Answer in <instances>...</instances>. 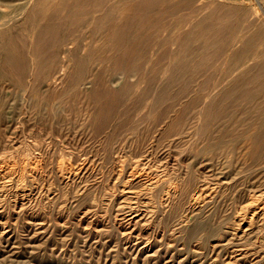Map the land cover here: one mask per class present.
Returning a JSON list of instances; mask_svg holds the SVG:
<instances>
[{"label": "rangeland", "instance_id": "rangeland-1", "mask_svg": "<svg viewBox=\"0 0 264 264\" xmlns=\"http://www.w3.org/2000/svg\"><path fill=\"white\" fill-rule=\"evenodd\" d=\"M57 1L31 7L0 38V48L28 58L24 83L18 86L17 69L5 64L0 51V69H5L0 94H7L0 108V171L14 167L17 172L0 175V264H264V163H252L254 146L241 140L234 151H209L201 148L206 144L201 139L189 147L201 107L192 102L196 89L207 80L208 91L232 82L250 63L237 64L232 53L254 28L233 36L221 53L197 57L202 69L189 90L174 99L179 82L165 87L174 71L167 70L168 59H150V44L148 56L135 60L137 68L123 69V81L117 83H131V98L110 107L93 74L122 70L111 58L113 42L100 37L104 29L97 39L87 38L83 31L90 26L79 24L82 12H70ZM208 12L187 7L160 12L168 22L182 19L160 36L197 29ZM48 26L50 35L36 49L35 33ZM81 34V44L71 39ZM257 41L249 46L252 51L263 48ZM51 57L56 62L49 75L56 82L38 85L33 108L26 100L32 94L27 82L33 67L47 71ZM78 64L84 67L78 70ZM22 89H27L24 98ZM10 102L15 107H8ZM225 107L221 103L217 109L224 114ZM102 120L107 123L96 128ZM120 121L126 127L115 129ZM136 170L145 178H134ZM149 183H154L151 190Z\"/></svg>", "mask_w": 264, "mask_h": 264}, {"label": "bare ground", "instance_id": "bare-ground-1", "mask_svg": "<svg viewBox=\"0 0 264 264\" xmlns=\"http://www.w3.org/2000/svg\"><path fill=\"white\" fill-rule=\"evenodd\" d=\"M46 1L48 0H0V38L11 33L10 28L16 19L21 18L20 15L25 14L31 7L34 9L38 4ZM57 2L59 5H63L64 7L62 8L64 9L69 8L70 12L75 11V9L82 12L84 17L79 24L83 27L90 26V29L83 31L87 38L91 36L94 40L97 39L96 37L98 34L104 29L105 32L100 35V37H105V39L113 42V51L116 52H114L113 55L111 54V58H115L116 68H121L122 70L120 73L111 76H107V74L102 72H94L93 74L95 79L100 80L101 91L103 92L102 95L110 102V107H116V105L128 96L131 98V83H123L119 86H117V83L123 81V69H127V67L137 68L138 64L135 60H141L148 56V46L150 44H153L152 49L150 47V59H168L169 63L167 70L173 69L174 71L166 78L165 87L176 83V81L179 82L178 91L172 94V98L174 99L189 90L190 87L188 86L190 82L194 76H196L195 74H198L202 69L200 61L197 62V57L201 58L206 56L207 58L211 55L221 53L223 48L230 43L233 36L245 34L247 30L254 28V31L251 32L252 34H248L247 38L241 40L243 41V45L232 53V58L237 64L242 59L244 60V64L248 61L250 62L245 64V68L242 67V70L239 73L237 72L238 74L234 75L235 77L232 82L228 85H224L220 90H218V88L216 91L215 89L218 86H214L208 91V85L206 84L209 80H207L205 82L203 81L198 89H196L192 102L201 105V107L195 112V117H197V119L192 126L193 129L191 134L193 137L189 147H194L201 139H205L206 144L201 147L203 150L213 151L215 149H225V147H228L232 148L234 151V149L239 146L240 141L244 140L246 144L251 142L248 143L251 148L254 146L252 163H264V15L260 13L261 8L264 11V0H118V2L112 0H58ZM119 2H122L120 4L125 2V6H117ZM3 6L11 7L12 10L10 12H4L2 9ZM179 7H187L195 10L209 9V12L200 19L197 24V29L195 26L182 33L174 32L169 36H160L168 27H176L182 22V19L168 22L164 16L159 15L160 12L169 10V8L175 10ZM101 11L103 14H97ZM69 16L70 13L67 17ZM51 30L52 26H48L42 29L40 34L35 33L36 37H34V39L36 49H41L43 43H45L44 41L50 35ZM84 38L85 37L81 34L74 35L71 39L81 44ZM196 40L199 41L198 45H196ZM254 41L263 45V48L259 47L257 50L252 51L249 46L252 45ZM168 44H170V46L173 44L175 46L176 44L177 46L165 47ZM68 50L72 49H65V51ZM0 51L4 56L6 55L5 64L8 67L13 66L17 69L15 82L18 86H22L24 83V73L28 68L27 56L21 53L15 57V55L11 54V50L5 45H2ZM34 59L36 58H33V61ZM81 59L85 61V57ZM55 62L56 58L51 57L44 69L45 71L47 70L46 72L48 73L41 72V69L37 71L33 67L34 71L31 73V78L27 82V85L32 91V94L27 95L26 99L27 102H29V106L35 108L33 105L36 104H33L32 101L37 97V89L40 83L45 82L51 87L53 82H56V79H53V76L49 75ZM127 62L131 65L128 66ZM66 63L67 62L63 61L61 64L63 70ZM241 65H243V63ZM81 67L84 66L77 65V69H81ZM4 70L3 68L0 69V76L3 75L2 73H4ZM100 70L101 68L97 71ZM132 76L134 75H131V77ZM60 77L63 78L60 75L57 79ZM78 79L79 78H77V80ZM91 82L92 80L89 79L83 83L87 87ZM92 88L93 86H91L90 90ZM26 91L27 89L21 90L20 95L22 98H24ZM6 98L7 94H0V108L6 106ZM232 100H239V102H233ZM139 101V98L136 97L133 103L136 105ZM221 103L226 105L225 108H227V112L224 114L221 109H217L218 104ZM8 107H15V103H8ZM149 113L151 114V112ZM1 115L2 113L0 116ZM106 123L107 122L102 120L96 124V128L102 127ZM180 126L181 125H177L174 126V128L178 129ZM125 127L126 123L123 121L115 124V129H124ZM174 128L170 127L169 129L173 130ZM167 131H165L166 134ZM180 132L176 133L179 134ZM174 138H176V136H174ZM171 143L174 144L175 141H171ZM34 166H32L33 168L31 171H33V174H36ZM1 173L5 176H9L17 172L14 167H10L9 169L5 168L1 170L0 175ZM60 173L64 176L67 171L62 168L60 169ZM23 174L24 172L20 173V175ZM20 175L18 174V176ZM132 176L138 180L145 178V174L139 170L132 172ZM153 184L154 183H149L147 189L151 190ZM174 188H176V186ZM182 192L184 193L185 190ZM167 194L170 196V191ZM194 196L193 200L197 203L200 194ZM260 199H262V197Z\"/></svg>", "mask_w": 264, "mask_h": 264}]
</instances>
